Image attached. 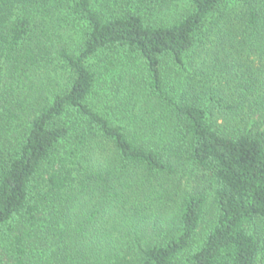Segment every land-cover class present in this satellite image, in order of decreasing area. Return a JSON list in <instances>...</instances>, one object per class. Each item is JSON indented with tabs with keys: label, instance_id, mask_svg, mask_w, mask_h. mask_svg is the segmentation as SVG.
I'll list each match as a JSON object with an SVG mask.
<instances>
[{
	"label": "trees",
	"instance_id": "obj_1",
	"mask_svg": "<svg viewBox=\"0 0 264 264\" xmlns=\"http://www.w3.org/2000/svg\"><path fill=\"white\" fill-rule=\"evenodd\" d=\"M0 264H264V0H0Z\"/></svg>",
	"mask_w": 264,
	"mask_h": 264
},
{
	"label": "rangeland",
	"instance_id": "obj_2",
	"mask_svg": "<svg viewBox=\"0 0 264 264\" xmlns=\"http://www.w3.org/2000/svg\"><path fill=\"white\" fill-rule=\"evenodd\" d=\"M92 65L96 69V71H102L103 70V68H102V61L100 62L97 59H93L92 60Z\"/></svg>",
	"mask_w": 264,
	"mask_h": 264
}]
</instances>
